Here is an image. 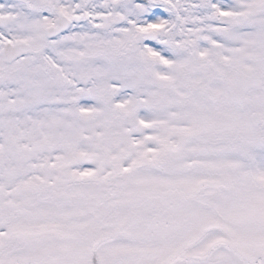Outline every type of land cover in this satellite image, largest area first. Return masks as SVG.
I'll return each mask as SVG.
<instances>
[{
	"label": "snow or ice",
	"instance_id": "6c2138e0",
	"mask_svg": "<svg viewBox=\"0 0 264 264\" xmlns=\"http://www.w3.org/2000/svg\"><path fill=\"white\" fill-rule=\"evenodd\" d=\"M0 264H264V0H0Z\"/></svg>",
	"mask_w": 264,
	"mask_h": 264
}]
</instances>
